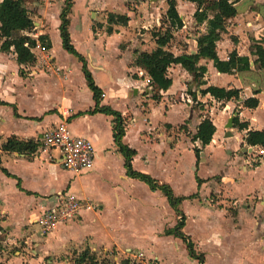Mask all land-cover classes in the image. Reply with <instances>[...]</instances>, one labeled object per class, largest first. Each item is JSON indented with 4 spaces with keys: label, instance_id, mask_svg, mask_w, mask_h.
Instances as JSON below:
<instances>
[{
    "label": "crops",
    "instance_id": "crops-1",
    "mask_svg": "<svg viewBox=\"0 0 264 264\" xmlns=\"http://www.w3.org/2000/svg\"><path fill=\"white\" fill-rule=\"evenodd\" d=\"M139 1L140 5L135 0L74 1L69 27L72 42L103 90L101 104L126 119L123 141L136 150L135 170L169 184L178 196L196 195L183 200L180 209L186 217L183 231L197 252L204 254V264L216 259L218 253L216 264H264V155L258 151L262 146L246 142L250 130H264V67L256 63L255 52L256 44L264 48V0H232L237 14L228 19L227 30L217 42L220 59L227 60L237 50L240 56L250 58L249 70L220 72L213 60L202 58L199 64L206 66L207 72L196 79L174 64L168 69L172 85L161 92L160 100L152 98L150 76L135 65V57L137 50L156 48L154 30L149 29L161 25L162 11L156 8L147 13L149 5L145 9L147 3ZM176 1L184 26L175 32L179 39L168 49L175 55L197 53V38L206 32L207 20L197 23L195 3ZM64 2L28 0L35 22L31 35H46L52 43L51 49L40 43L33 48L34 64L20 65L13 47L2 51L0 37V148L11 136L40 141L71 108V131L93 142L95 164L77 173L63 167L62 152L54 153L56 148L40 145L32 157L1 150L2 167L9 174L0 167V264H75L64 256L85 249L94 253L113 249L118 253L116 264L124 259L134 264L133 258L139 255L147 261L143 264H183L178 261L180 251L191 260L186 264H200L181 238L166 233L180 219L166 195L128 176L114 141V117L89 113L96 102L82 63L62 44L59 27ZM109 13L126 15L129 20L109 24ZM109 26L112 33L107 31ZM138 28L144 29V34ZM210 85L238 89L240 97L218 100L211 94L202 95L201 89ZM190 90L196 91L203 106H195ZM250 97L259 100L258 107L244 106ZM235 116L248 122V128L236 127ZM205 117L213 121L216 132L202 147L192 136ZM231 118L233 127H229ZM196 146L201 149L199 160ZM190 179L196 189L186 194L182 190ZM66 193L91 202L94 208L59 222L45 234L40 217L59 205ZM197 200L201 206L195 205ZM186 201L195 207L182 209ZM219 219L221 222L216 221ZM191 221L200 229L190 230ZM196 234L222 249H212L213 256L200 250L205 246L194 239ZM239 238L246 240L240 242ZM232 246L238 247V253L227 252H232Z\"/></svg>",
    "mask_w": 264,
    "mask_h": 264
},
{
    "label": "trees",
    "instance_id": "trees-1",
    "mask_svg": "<svg viewBox=\"0 0 264 264\" xmlns=\"http://www.w3.org/2000/svg\"><path fill=\"white\" fill-rule=\"evenodd\" d=\"M75 0H65L61 11L60 19V35L62 44L65 50L75 55L82 63V70L87 80L89 88L93 92L96 102L95 108L89 113L102 112L114 117V141L119 152L125 160V167L128 176L145 181L152 190H161L167 197L170 205L177 211L180 219L177 225L172 230H167V234H175L181 238L187 245L190 255L197 258L200 264H204V254L198 253L194 243L187 236L183 228L185 226V215L180 209L183 200L193 198L191 196H178L174 193L169 184L161 183L157 179L137 171L133 167V158L136 155V150L124 143L123 138L126 133V119L121 112L113 109L111 106L102 105L103 90L97 85L92 72L89 69L87 59L76 49L72 42L70 34V14ZM196 4L197 9L194 14L197 23H203L207 20V30L197 38L199 50L194 54L175 55L168 49V45L174 38V33L184 26L183 18L177 8L176 0H167L168 9L163 16L162 24L159 31H154L152 36L156 42V48L151 52L136 51L135 65L144 69L151 79L152 98L160 100L162 91L168 90L172 85V79L168 75V69L174 64H180L188 72L192 73L196 79L202 77L207 72V67L200 65L202 58L213 60L215 67L220 72L233 73L245 71L251 68L250 58L248 56H240L237 50H233L229 54L227 60H222L217 53V42L220 40L222 33L227 30V21L229 18L237 14V8L232 0H188ZM28 0H0V37L3 39L1 44L2 51H10L13 47L17 54V61L20 65H30L36 62V55L32 51L38 43L44 49H51L52 43L46 35H39L35 38L31 35L35 28V22L31 12L27 6ZM129 18L126 15L109 13L108 23L126 24ZM165 29L164 31H162ZM107 31L113 32L112 26H109ZM27 32V33H23ZM255 52L258 55L256 63L260 67H264V48L260 44L255 45ZM21 74L25 75L24 69ZM201 94H211L218 100H231L240 97L238 89H227L210 85L205 89H201ZM195 106L200 107V102L197 101L196 91L190 90ZM259 105V100L255 97H250L244 100V106L248 108H256ZM37 119V118H36ZM235 126L239 129L248 128V122L240 121L238 116L234 118ZM216 132V126L210 117H205L199 124L197 132L192 136V140L200 141L202 147L208 145ZM246 142L249 145L264 146V130H250L246 137ZM42 145L40 141L34 139L21 140L16 136L9 137L0 148V167L9 174L7 169L2 167L1 150L4 152H20L32 157ZM195 153L199 160L201 149L195 147ZM198 182L201 179L198 178ZM131 259H124L122 264H131ZM75 264H97V254L90 249H85L81 253H76L74 258Z\"/></svg>",
    "mask_w": 264,
    "mask_h": 264
},
{
    "label": "built area",
    "instance_id": "built-area-1",
    "mask_svg": "<svg viewBox=\"0 0 264 264\" xmlns=\"http://www.w3.org/2000/svg\"><path fill=\"white\" fill-rule=\"evenodd\" d=\"M71 111V108H67L63 113V119L54 128L45 132L40 142L45 149L59 148L61 150V162L64 168L83 173L93 168L95 164V146L90 139L72 133L69 123ZM258 151L264 155V147L259 148ZM92 208L94 205L91 202L80 200L67 193L59 205L44 211L40 217L43 232L49 233L59 222L80 214L84 209Z\"/></svg>",
    "mask_w": 264,
    "mask_h": 264
},
{
    "label": "rangeland",
    "instance_id": "rangeland-1",
    "mask_svg": "<svg viewBox=\"0 0 264 264\" xmlns=\"http://www.w3.org/2000/svg\"><path fill=\"white\" fill-rule=\"evenodd\" d=\"M147 4H146V6H145V9H147L148 8V5H149V11H146L147 13L148 12H152V11H156V8H157V11L159 10V11H162L161 12V24H162V19H163V16L165 15V13H166V11H167V9H168V2L165 0V2H164V4H166V7H164V6H161V5H164L163 4V1L164 0H144ZM135 4H141V2L139 1V0H135ZM111 10H113V5H111V4H109V6H108ZM118 12H121V10H119ZM195 19V18H194ZM150 25H153V24H150ZM141 26V25H140ZM196 26L197 27H199V25L196 23ZM159 29H160V25L159 26H153V28H151L150 27V32H152L153 30L155 31H159ZM138 30H140V32L141 33H143L144 34V29H142L141 30V28H138ZM165 29H163L162 31H164ZM197 31H201V28L200 29H197ZM34 33V32H33ZM137 33H139V31L137 32ZM151 35V34H150ZM178 39L179 38H177V36L175 35V33H174V38L172 39V41L170 42V45H168V47H172L173 46V44H176V42L178 41ZM157 46V45H156ZM74 73H76V71L74 70L73 71ZM58 149V150H57ZM54 150V153H60L61 152V150L59 149V148H56V149H53ZM186 162H188L190 159H189V156H186ZM189 164V163H188ZM191 181H190V183L187 185V187L184 189V190H182V192H184V193H186V194H188V193H192L193 191H195V183L193 184V179H190ZM181 192V191H180ZM67 194V193H66ZM203 200H204V198H203ZM195 205H199V206H201L202 205V202H199V200H197V202H195ZM190 207H195L194 205H192L191 204V202L190 201H186L184 204H183V206H182V209H186V210H188ZM216 221H218V222H221V220L219 219V220H216ZM191 223H192V221H191ZM39 227V226H38ZM41 228V227H40ZM192 228L193 229H200V227L199 226H195L194 225V223H192L191 224V226L189 227V229L190 230H192ZM194 239H196L197 241L198 240H202V242H204V248L205 249H202V247H200V250H208V252L210 253V255H212L213 256V254L214 253H212V249H215L216 251H218V250H221L222 249V247H220V246H215L214 244H212V243H209L208 241H206V239H204V237H199V235H195L194 236ZM240 239V242H244L246 239L245 238H239ZM195 241V240H194ZM199 242V241H198ZM229 243H230V241H229ZM159 245H161V248L163 247V243L162 242H160L159 243ZM166 247V246H165ZM185 249V251H187L186 250V248H184ZM232 252L231 251H227L228 253H238V247L237 246H232ZM113 250V249H112ZM112 250H110L109 252H105V251H103V250H99L96 254H97V258H98V263L97 264H116V259H115V256H118V253H116V252H114V251H112ZM179 253V252H178ZM7 255H9V256H12V253H6ZM1 255V254H0ZM124 255V254H123ZM3 256V255H2ZM66 256H68L69 258H70V261H73L74 260V258H75V256H76V253H68V255H65L64 256V258L66 257ZM217 256H220V253H218V255ZM217 256H216V259H214V260H209V264H216L217 263V261H218V259H217ZM3 257H6V256H3ZM8 257V256H7ZM184 257H185V255H184V252H182V251H180V254H178V261L179 262H181V263H183V264H186V261H187V257H185V259H184ZM123 260V258L121 257L119 260L120 261H122ZM142 259H143V261H142ZM209 259H212L211 257L209 258ZM189 260V259H188ZM190 261V263H191V260H189ZM143 262H147L142 256H137L136 258L134 257L133 258V263L134 264H143ZM122 264V263H121ZM154 264V263H153ZM194 264H198L197 262L196 263H194Z\"/></svg>",
    "mask_w": 264,
    "mask_h": 264
},
{
    "label": "water",
    "instance_id": "water-1",
    "mask_svg": "<svg viewBox=\"0 0 264 264\" xmlns=\"http://www.w3.org/2000/svg\"><path fill=\"white\" fill-rule=\"evenodd\" d=\"M229 127H233V118H231L229 121Z\"/></svg>",
    "mask_w": 264,
    "mask_h": 264
}]
</instances>
